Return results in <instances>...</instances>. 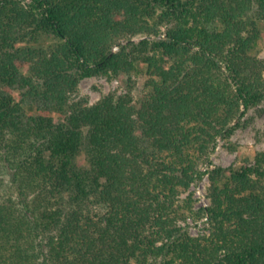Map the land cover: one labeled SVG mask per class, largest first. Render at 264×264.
Returning <instances> with one entry per match:
<instances>
[{
    "label": "trees",
    "instance_id": "obj_1",
    "mask_svg": "<svg viewBox=\"0 0 264 264\" xmlns=\"http://www.w3.org/2000/svg\"><path fill=\"white\" fill-rule=\"evenodd\" d=\"M262 24L264 0H0V264H264V151L201 169L264 102Z\"/></svg>",
    "mask_w": 264,
    "mask_h": 264
},
{
    "label": "rangeland",
    "instance_id": "obj_2",
    "mask_svg": "<svg viewBox=\"0 0 264 264\" xmlns=\"http://www.w3.org/2000/svg\"><path fill=\"white\" fill-rule=\"evenodd\" d=\"M30 0H23V3H29ZM263 37L260 41V57H264V24ZM167 27H163V33L166 32ZM164 35V34H163ZM140 38L137 37L136 40ZM52 42L44 41V44ZM118 50V47L114 48ZM147 76L144 73L140 75L132 76V80L129 83L128 77H119L110 79L109 77H92L82 81L80 85V97L88 96L92 104L98 102L101 98L112 92L126 93L131 91L132 95L136 99H140L144 93V87ZM78 96V97H79ZM77 97V96H76ZM245 126L239 129L230 140H219L215 151L211 155L212 164L204 163L201 165V169L209 171L215 167H240L244 160L250 157H254L257 153L264 151V102L252 109L245 118ZM198 187L202 188L203 193L206 195L207 200L211 206V199L209 197L210 180L206 175L204 179L199 183H194L190 190L182 195V199H186L189 194H193L194 199V212L204 209L202 207V200L198 197ZM209 206V207H210ZM186 218H182L179 225L185 227L193 237H204L208 236L212 232V221L209 229V233L201 234L195 230L191 231L186 223L191 217L194 220L200 218L195 217L189 212L185 211ZM197 234H200L197 236Z\"/></svg>",
    "mask_w": 264,
    "mask_h": 264
},
{
    "label": "built area",
    "instance_id": "obj_3",
    "mask_svg": "<svg viewBox=\"0 0 264 264\" xmlns=\"http://www.w3.org/2000/svg\"><path fill=\"white\" fill-rule=\"evenodd\" d=\"M208 176V175H207ZM198 197L202 200V207L207 210L210 206L206 195L203 193L202 188L198 187ZM211 225V219L208 215L207 211L206 214L199 220H194L191 217L188 219V222L186 223V226L191 230H195L197 232H200L201 234H208L209 229ZM200 234H197L199 236Z\"/></svg>",
    "mask_w": 264,
    "mask_h": 264
}]
</instances>
